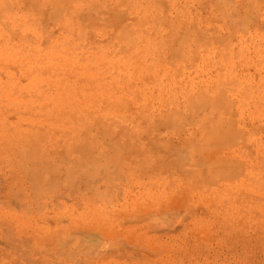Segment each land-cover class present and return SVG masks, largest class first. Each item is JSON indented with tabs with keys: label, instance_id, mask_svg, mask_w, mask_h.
Wrapping results in <instances>:
<instances>
[{
	"label": "rangeland",
	"instance_id": "374dc122",
	"mask_svg": "<svg viewBox=\"0 0 264 264\" xmlns=\"http://www.w3.org/2000/svg\"><path fill=\"white\" fill-rule=\"evenodd\" d=\"M0 264H264V0H0Z\"/></svg>",
	"mask_w": 264,
	"mask_h": 264
}]
</instances>
